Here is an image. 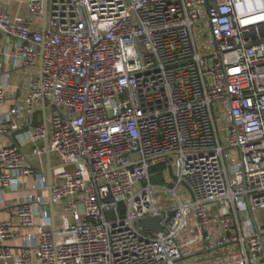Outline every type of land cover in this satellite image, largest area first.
Masks as SVG:
<instances>
[{"label": "built area", "instance_id": "obj_1", "mask_svg": "<svg viewBox=\"0 0 264 264\" xmlns=\"http://www.w3.org/2000/svg\"><path fill=\"white\" fill-rule=\"evenodd\" d=\"M26 7L0 12L1 64L32 75L6 114L1 75L0 264H264V0Z\"/></svg>", "mask_w": 264, "mask_h": 264}, {"label": "crops", "instance_id": "obj_2", "mask_svg": "<svg viewBox=\"0 0 264 264\" xmlns=\"http://www.w3.org/2000/svg\"><path fill=\"white\" fill-rule=\"evenodd\" d=\"M27 0H0V12H8L12 15H20L22 17H27ZM13 44V40L0 33V46L7 47ZM0 61V84L2 81V74L9 73L10 70L6 66H3ZM9 86L5 89V101L2 105L3 113H7L12 107L17 103L21 102L27 94V86L32 78L30 73H27L26 70L22 71H13L9 73ZM6 141V140H5ZM0 138V142L4 143H13L11 137H8V140L5 142ZM42 146H45V141L42 142ZM46 163V158H45ZM50 160V165H51ZM161 166V165H160ZM47 170V167H46ZM11 196H7L10 198ZM6 215H2L5 217ZM10 244V243H9Z\"/></svg>", "mask_w": 264, "mask_h": 264}, {"label": "water", "instance_id": "obj_3", "mask_svg": "<svg viewBox=\"0 0 264 264\" xmlns=\"http://www.w3.org/2000/svg\"><path fill=\"white\" fill-rule=\"evenodd\" d=\"M46 3H47V0H43V14H42L43 24H44V21L46 18ZM0 33H2V32L0 31ZM41 49H42V47H41ZM38 70H39V76L41 77V75H42V56L41 55H40L39 61H38ZM42 112H43V114L45 112V106L44 105H43ZM44 125L46 127L45 118H44ZM47 146H48V142H47V134H46V136H45V148H46L45 158H46V167H47L46 174H47V178H48V185L50 186L51 185V165H50V156H49V153L47 151ZM169 174L172 177V173H171L170 169H169ZM172 179H174V178L172 177ZM182 186L189 193L191 198L193 199L192 193L189 190V188L185 184H183ZM48 208H49L50 215H51L52 228H54L53 227V225H54V223H53V208H52V205L50 202H49ZM159 221H160L159 217L147 218V219L141 220L139 225L143 230H145L147 232L158 233L161 231V229L159 227Z\"/></svg>", "mask_w": 264, "mask_h": 264}, {"label": "rangeland", "instance_id": "obj_4", "mask_svg": "<svg viewBox=\"0 0 264 264\" xmlns=\"http://www.w3.org/2000/svg\"><path fill=\"white\" fill-rule=\"evenodd\" d=\"M42 145V142H40L39 143V146H41ZM51 162L53 163V164H56L57 163V157L55 156V155H52L51 156ZM157 175H158V172H157ZM155 177V179H156V181H157V183L156 184H159V185H161V186H164V187H169V188H171L172 186H173V184H167L163 179H160V177H162V176H160V174L158 175V177L155 175L154 176ZM151 179H152V176H151ZM153 184H155V183H153ZM156 195V198L161 202V204H172V201L169 199V197L166 195V193H164L163 191H158L157 193H155ZM177 194H178V196H180L181 198H184L183 196L185 195L186 196V191L183 189V188H179L178 190H177ZM257 217H258V220L260 221V223L261 224H264V210H262V211H258L257 212ZM107 219L109 220V221H112L113 219H114V216L112 215V214H107ZM192 228V227H191ZM187 232H188V230H187ZM191 235H189V237H190ZM221 251H219V250H216L215 251V253L213 254V255H209V256H207V255H201V256H199L198 257V259H200V260H203V259H205L206 257L208 258V257H210V256H219V255H221ZM190 259H192V260H195V257H193V258H190ZM190 259H188V261L190 260Z\"/></svg>", "mask_w": 264, "mask_h": 264}, {"label": "trees", "instance_id": "obj_5", "mask_svg": "<svg viewBox=\"0 0 264 264\" xmlns=\"http://www.w3.org/2000/svg\"><path fill=\"white\" fill-rule=\"evenodd\" d=\"M164 169V167L163 166H156V167H154L152 170H151V176H152V179H151V182L152 183H157V181H156V179H155V175L158 177V175L160 174V176H161V172H162V170ZM157 172H158V175H157ZM160 179H162L161 177H160Z\"/></svg>", "mask_w": 264, "mask_h": 264}]
</instances>
